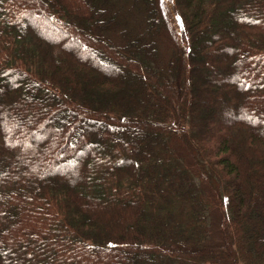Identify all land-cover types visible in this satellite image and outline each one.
<instances>
[{"label": "trees", "instance_id": "16d2710c", "mask_svg": "<svg viewBox=\"0 0 264 264\" xmlns=\"http://www.w3.org/2000/svg\"><path fill=\"white\" fill-rule=\"evenodd\" d=\"M0 264H264V0H0Z\"/></svg>", "mask_w": 264, "mask_h": 264}]
</instances>
